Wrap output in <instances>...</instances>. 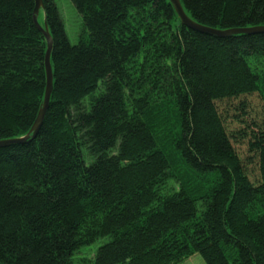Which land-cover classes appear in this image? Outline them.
Listing matches in <instances>:
<instances>
[{"label":"trees","instance_id":"obj_1","mask_svg":"<svg viewBox=\"0 0 264 264\" xmlns=\"http://www.w3.org/2000/svg\"><path fill=\"white\" fill-rule=\"evenodd\" d=\"M43 2L54 92L37 137L0 148V263L264 264V33L190 30L169 0H71L74 46ZM181 3L212 29L264 27V0ZM34 9L0 0V141L44 100Z\"/></svg>","mask_w":264,"mask_h":264},{"label":"water","instance_id":"obj_2","mask_svg":"<svg viewBox=\"0 0 264 264\" xmlns=\"http://www.w3.org/2000/svg\"><path fill=\"white\" fill-rule=\"evenodd\" d=\"M34 1H35V9L33 12V23L35 27L41 32V34L46 39L47 46H48L47 53L45 56V72H46L45 98L41 106L37 120L33 128L31 129V131L23 138L0 141V148L11 147L14 145L28 144L37 137V134L39 133L40 129L43 126L45 117L49 109L50 99L54 91L53 90L54 89V75H53V69H52V63H51V52L53 49V39L50 34L49 27L46 21H44L43 27L38 22L41 11L42 12L44 11L43 0H34ZM170 2L172 6L174 7L182 24L188 29L202 33V34L228 38V37H234L238 35H252V34L264 33V27H256V28H250V29H233V30H225V31H219L216 29H212L202 24H199L193 21L191 18H189L186 15L180 0H170Z\"/></svg>","mask_w":264,"mask_h":264},{"label":"rangeland","instance_id":"obj_3","mask_svg":"<svg viewBox=\"0 0 264 264\" xmlns=\"http://www.w3.org/2000/svg\"><path fill=\"white\" fill-rule=\"evenodd\" d=\"M54 1L58 7L60 17L64 23L65 30L69 37V41L72 45L76 46L85 32L83 19L81 15L78 13V11L76 10V8L74 7V5L72 4L71 0H54ZM40 22L43 23L42 14L40 17ZM88 100L89 99L85 101V104L88 103ZM162 137H163V140L167 139L165 135H163ZM105 241L106 240L100 241L96 245L91 247L90 249L83 251L82 254H85V255L81 256L82 259L84 260L88 254H90V257L92 258L93 254L94 253L96 254V251L98 250V248ZM82 264H89V263L82 261ZM182 264H205V263L202 261V258L199 255H197V256L190 258L189 260L185 261Z\"/></svg>","mask_w":264,"mask_h":264},{"label":"bare ground","instance_id":"obj_4","mask_svg":"<svg viewBox=\"0 0 264 264\" xmlns=\"http://www.w3.org/2000/svg\"><path fill=\"white\" fill-rule=\"evenodd\" d=\"M23 138V137H22Z\"/></svg>","mask_w":264,"mask_h":264}]
</instances>
